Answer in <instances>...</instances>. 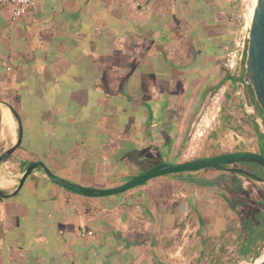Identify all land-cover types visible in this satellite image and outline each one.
I'll return each mask as SVG.
<instances>
[{"label":"crops","instance_id":"0c3cea01","mask_svg":"<svg viewBox=\"0 0 264 264\" xmlns=\"http://www.w3.org/2000/svg\"><path fill=\"white\" fill-rule=\"evenodd\" d=\"M39 5L35 16L16 21L0 7V99L19 112L24 129L0 169L3 190L19 184L12 162L26 169L40 160L61 178L98 188L129 181L147 161L184 162L185 137L212 113L218 91L221 112L214 114H255L223 64L233 39L231 0ZM7 110L0 105V156L17 140L14 118L12 127L5 124ZM221 177L207 169L86 198L37 170L16 196L0 198V264H141L155 208L184 205L194 191L214 189L201 180ZM81 229L93 235L79 237Z\"/></svg>","mask_w":264,"mask_h":264},{"label":"rangeland","instance_id":"374dc122","mask_svg":"<svg viewBox=\"0 0 264 264\" xmlns=\"http://www.w3.org/2000/svg\"><path fill=\"white\" fill-rule=\"evenodd\" d=\"M246 99L248 109L252 103L256 104L247 93ZM244 109L239 110L244 117L257 118L260 115L258 107L254 110L255 114L251 115H247ZM218 120L217 127L201 138L193 135V127L190 129L185 137L184 151L180 152L186 161L234 150L248 149L253 152L257 149L256 136L244 123L228 124L224 115H219ZM258 122L261 124L260 120ZM258 130L264 135L262 124L258 126ZM8 165L14 174H18L17 178L26 170L15 165L16 168L13 169V162ZM214 175L215 173H207L208 177ZM7 180L5 177L2 179L4 188ZM253 186L261 188L264 193V184L253 183ZM190 197L184 205L174 206L173 209L155 208V216H152L153 229L149 235L152 243L141 264H256L264 257V246H261L242 262H224L226 255L233 254L246 240L245 225L242 224L241 217L226 208L212 185L204 190L199 189L197 193L194 191ZM248 223L249 221L246 222L247 225ZM255 225L256 223L251 228L256 235L259 228Z\"/></svg>","mask_w":264,"mask_h":264},{"label":"water","instance_id":"95a60500","mask_svg":"<svg viewBox=\"0 0 264 264\" xmlns=\"http://www.w3.org/2000/svg\"><path fill=\"white\" fill-rule=\"evenodd\" d=\"M244 81L251 86L254 91L257 103L254 104L253 107L257 108L259 106L264 115V0H257L256 9L252 17ZM0 105H3L10 110L17 124L16 142L0 156V169H2L5 166V163L21 146L24 129L22 118L14 106L1 99ZM225 113L226 110L224 107L223 114ZM241 162L255 164L264 171V155L250 151H238L201 157L184 162H162L119 186L112 188H98L81 186L68 181L67 179L61 178L52 172L43 161L36 160L27 166L26 170L20 177L17 188L13 192L5 191L0 187V198L9 199L16 196L25 185L27 179L37 170H43L54 184L66 190L72 191L86 198H106L124 194L132 189L145 185L158 177L200 172L207 169H218L223 165H232ZM237 171L252 179L264 181V179L254 174H250L243 170ZM259 264H264V261Z\"/></svg>","mask_w":264,"mask_h":264},{"label":"flooded vegetation","instance_id":"af4514ba","mask_svg":"<svg viewBox=\"0 0 264 264\" xmlns=\"http://www.w3.org/2000/svg\"><path fill=\"white\" fill-rule=\"evenodd\" d=\"M246 93L248 96L253 98V93H251V86H248ZM258 110L260 107L258 106ZM237 115H224V119L228 124H236L237 122L246 126V128L253 132L256 136L255 140L257 142V149L253 150L255 153L264 155V139L259 133L258 126H264V115L263 112L255 117H244L239 111L236 112ZM261 121V124L258 122ZM253 135L252 133H250ZM238 151H250L248 149L234 150L228 153L238 152ZM217 171V177L231 175L232 179L237 182V185L233 189L226 185L224 181H217L214 185L215 192L218 195V199L222 200L226 204V208L230 212L235 213V215L241 217L242 224L245 226V241L234 251L233 254L226 255L223 259L224 262L239 263L246 260L249 254L255 249L259 250L261 246H264V193L261 188L253 186V183L264 184V181H259L246 176L237 170H243L250 174H254L262 179H264V171L259 166L248 163L241 162L232 165H223L222 167L215 169ZM229 176L227 181H229ZM233 190V191H232ZM256 216V219L252 217ZM248 225L246 222H248ZM256 223V228H259L256 235L252 233V225ZM262 228V229H261ZM261 244V245H260Z\"/></svg>","mask_w":264,"mask_h":264},{"label":"built area","instance_id":"2783aa9c","mask_svg":"<svg viewBox=\"0 0 264 264\" xmlns=\"http://www.w3.org/2000/svg\"><path fill=\"white\" fill-rule=\"evenodd\" d=\"M234 10L229 16L231 25L232 43L224 53L223 64L227 73L233 78L236 84V94L246 104L244 81L246 71V58L250 39V29L252 17L256 9L257 0H231ZM138 5V2L136 3ZM0 7L8 10L13 21L25 17L35 16L39 10V0H0ZM222 94L220 91L214 93L210 101L212 113L201 115L193 125V135L197 137L204 136L207 132L218 125L219 115L214 112H221ZM77 235L79 237L92 236V232L81 229Z\"/></svg>","mask_w":264,"mask_h":264},{"label":"trees","instance_id":"16d2710c","mask_svg":"<svg viewBox=\"0 0 264 264\" xmlns=\"http://www.w3.org/2000/svg\"><path fill=\"white\" fill-rule=\"evenodd\" d=\"M252 93H253V100H254L255 103H257L253 89H252ZM252 104H254V103H252ZM262 112L263 111L260 108L259 114H261ZM261 136L264 139V135L261 134ZM146 163H147L146 165H141L140 172L137 175H139V174L143 173L144 171L150 169L151 167L155 166V165L150 164L149 161H147ZM137 175H135V176H137ZM135 176H133L132 178H134ZM228 176H229V178H231V179H229V181H227ZM228 176H222L218 180L217 179L216 180L215 179H206V180H201L200 182H203L204 184H216L217 181H224V182H226V185L230 186L233 189V187H235L237 185V182H235V180L232 179L231 175H228ZM252 218L256 219L257 217L253 216Z\"/></svg>","mask_w":264,"mask_h":264},{"label":"bare ground","instance_id":"6f19581e","mask_svg":"<svg viewBox=\"0 0 264 264\" xmlns=\"http://www.w3.org/2000/svg\"><path fill=\"white\" fill-rule=\"evenodd\" d=\"M11 119H12V121H14L13 120V117H12V115H11V113H10V111H8L7 110V117H6V119H5V124H6V126L7 127H12V123H11ZM10 129V128H9ZM8 129V130H9ZM12 129V128H11ZM10 129V130H11ZM11 134V133H10ZM17 184V183H16ZM12 185V184H11ZM262 261H264V257L259 261V262H257L256 264H259V263H261Z\"/></svg>","mask_w":264,"mask_h":264}]
</instances>
